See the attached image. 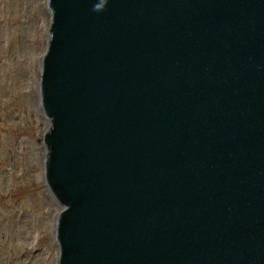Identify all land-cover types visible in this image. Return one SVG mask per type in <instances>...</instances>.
I'll use <instances>...</instances> for the list:
<instances>
[{"label": "water", "instance_id": "95a60500", "mask_svg": "<svg viewBox=\"0 0 264 264\" xmlns=\"http://www.w3.org/2000/svg\"><path fill=\"white\" fill-rule=\"evenodd\" d=\"M48 5L57 264H264V0Z\"/></svg>", "mask_w": 264, "mask_h": 264}, {"label": "rangeland", "instance_id": "374dc122", "mask_svg": "<svg viewBox=\"0 0 264 264\" xmlns=\"http://www.w3.org/2000/svg\"><path fill=\"white\" fill-rule=\"evenodd\" d=\"M48 0H0V264H57L63 205L45 180L39 81Z\"/></svg>", "mask_w": 264, "mask_h": 264}, {"label": "bare ground", "instance_id": "6f19581e", "mask_svg": "<svg viewBox=\"0 0 264 264\" xmlns=\"http://www.w3.org/2000/svg\"><path fill=\"white\" fill-rule=\"evenodd\" d=\"M49 39V38H48ZM52 193V192H51ZM53 195V194H52ZM54 196V195H53ZM54 198H55V196H54ZM63 208V207H62Z\"/></svg>", "mask_w": 264, "mask_h": 264}]
</instances>
